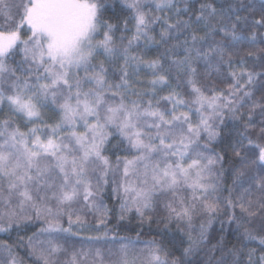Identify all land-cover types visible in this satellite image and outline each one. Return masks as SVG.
<instances>
[{
  "label": "snow or ice",
  "instance_id": "snow-or-ice-1",
  "mask_svg": "<svg viewBox=\"0 0 264 264\" xmlns=\"http://www.w3.org/2000/svg\"><path fill=\"white\" fill-rule=\"evenodd\" d=\"M260 29L264 0H0V232L42 221L27 237L35 264H197L226 215L241 246H226L220 220L211 247L219 255L208 264H264ZM153 45L164 51L148 58ZM244 46L261 71L243 56L234 63ZM229 155L239 166L227 184ZM109 184L119 219L135 213L141 226H158L156 235L139 250L142 233L114 235L109 247L73 248L62 260L69 250L53 234L78 236L73 226L82 228L87 212L107 237L112 210L101 194ZM0 246L11 257L3 264H22L12 245Z\"/></svg>",
  "mask_w": 264,
  "mask_h": 264
},
{
  "label": "trees",
  "instance_id": "trees-1",
  "mask_svg": "<svg viewBox=\"0 0 264 264\" xmlns=\"http://www.w3.org/2000/svg\"><path fill=\"white\" fill-rule=\"evenodd\" d=\"M190 3H195L196 6H198L199 0H189ZM231 2H235V0H216V3L218 5H227L228 3ZM245 3H248L249 0H244ZM253 3H255L256 5H259L260 0H252ZM116 3H119V0H116ZM122 6V5H121ZM245 12H241V15H245ZM108 15H110V13H108ZM156 28V31L159 32V24L154 26ZM261 33H264V29H260L259 30ZM260 40H264V36H259L258 40H257V46L258 47H264V44L260 43ZM169 43H173V41H170ZM152 50L148 53V58H154L158 53H161L164 51V47H160L157 48L156 46H151ZM247 50L248 47L244 46V47H238L235 52L236 55L234 57V63H239V59L240 57H244L245 61L247 62V67L250 70H255V71H261L260 68V60L257 59V57L253 56V57H248L247 56ZM255 50V49H253ZM165 65L167 66V62H165ZM201 70H203V66H201ZM221 70L227 74L228 72V68L227 65H222L221 66ZM215 75V74H213ZM150 74H148L145 71H142L140 74V79L144 80L145 82L150 79ZM230 81V78H229ZM172 83L175 84L176 83V78L175 75H173L172 77ZM219 87L221 88H225L226 90V85L224 84H219ZM254 89L258 87L257 85L252 86ZM169 89H164L163 91H160L158 93V96H164L167 95ZM260 96V93L257 91L255 92V98H258ZM162 104L166 105V102L162 101ZM254 121L257 123V125H259L260 123V115H259V110H257L256 114L254 115ZM231 121H229V125H231ZM115 141H113L114 143ZM110 151L106 154L111 155L112 159L115 160V155H112V152L114 150H111V145H109ZM217 150L219 151V147L217 148ZM120 155H125L126 153H124L122 150L118 153ZM239 166V161L234 160L230 155L226 158V160L224 161V168H225V172H226V183L230 184L231 183V173L229 172V169L233 166ZM111 179V178H110ZM118 179V178H117ZM103 197V203L106 204L109 209H111L112 211L109 212L108 215V224H107V228H108V235L107 237H104V231L105 229L103 227H100L99 229H97L96 226V214L92 213V212H87L85 219H86V224L80 228L76 225L73 226L74 231H78L79 235L75 236V237H68L67 234H53V235H58V242L63 244L66 248H68V254L67 257L64 254H61V259H65V258H70L71 252L73 250V248H75L76 250H80V249H88L89 247L91 248H96V247H109L110 245L105 243L104 241H112L113 236L116 235L117 238L118 237H129L132 240H136L137 238V233H142V235L140 236L139 240L140 242L137 243L136 245V249L139 250L140 248L144 247V243L145 241L151 239L154 235H156L157 231H158V226L153 223L151 225L149 224H144L143 226H141L140 222H139V218L135 216V213H131L129 215L128 218L124 219V220H120L119 219V203L120 201L118 200H114L112 198V185L109 184L108 186H106L105 191L101 194ZM228 193L227 191L223 192V196H227ZM77 207H79V205H77ZM229 212L231 210H228ZM235 213L236 215L239 217L241 215L239 208L235 209ZM220 220H224L225 221V229L226 231L223 233L224 236V241L227 247H232L233 245H235L236 247H240V237L238 236L237 232L235 231L236 225L235 223H232L231 225L228 224L227 222V216H221L219 219H217L214 224H213V228L210 229V235H211V239L208 242L207 246L200 252L198 253L195 257H193L192 259H194L197 264H208V261L210 258L214 259L215 256L219 255V253H213L211 251V247L213 244H215L217 242V240L220 239L221 233H220ZM62 224L64 227L68 226L67 223V217L65 216L62 220ZM42 226V221H37L34 227H31L28 231H15V230H10L8 232H0V242H6L9 245L13 246V255L16 257V259L18 261H21L22 264H35V257L32 256L28 250L27 247V237L30 236L32 234V232L36 231L39 227ZM160 229H162L164 232L167 233L168 236H179L180 233H178L175 229V225L171 226V231L169 232L167 229H163V226H159ZM242 231V230H241ZM101 236L103 239L101 241H93V242H89L88 241V237L92 236ZM23 236L24 237V243L21 244L19 242L20 237ZM62 237V238H61ZM44 237H42L43 239ZM65 240H67L68 242L65 243ZM247 243V247L249 248H257V255H259V244L258 241H251V242H246ZM118 246V245H117ZM179 254V253H177ZM11 259V257L8 255V253L6 251H4L3 247L0 246V264H3V262L5 260H9Z\"/></svg>",
  "mask_w": 264,
  "mask_h": 264
}]
</instances>
